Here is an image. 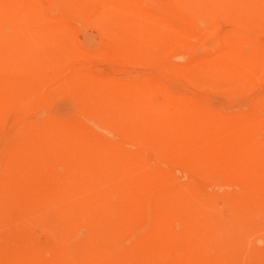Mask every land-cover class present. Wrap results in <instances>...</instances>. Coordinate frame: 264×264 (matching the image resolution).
Here are the masks:
<instances>
[{"label":"rangeland","instance_id":"374dc122","mask_svg":"<svg viewBox=\"0 0 264 264\" xmlns=\"http://www.w3.org/2000/svg\"><path fill=\"white\" fill-rule=\"evenodd\" d=\"M0 264H264V0H0Z\"/></svg>","mask_w":264,"mask_h":264},{"label":"bare ground","instance_id":"6f19581e","mask_svg":"<svg viewBox=\"0 0 264 264\" xmlns=\"http://www.w3.org/2000/svg\"><path fill=\"white\" fill-rule=\"evenodd\" d=\"M5 61H7V60L6 59H2V58L0 59V63L1 62H5Z\"/></svg>","mask_w":264,"mask_h":264}]
</instances>
